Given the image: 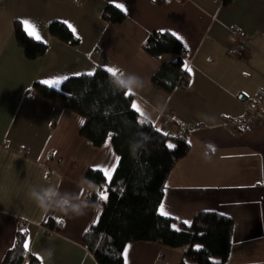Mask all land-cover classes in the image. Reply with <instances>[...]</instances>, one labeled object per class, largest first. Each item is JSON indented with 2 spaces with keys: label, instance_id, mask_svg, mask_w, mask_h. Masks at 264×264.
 Returning a JSON list of instances; mask_svg holds the SVG:
<instances>
[{
  "label": "crops",
  "instance_id": "obj_1",
  "mask_svg": "<svg viewBox=\"0 0 264 264\" xmlns=\"http://www.w3.org/2000/svg\"><path fill=\"white\" fill-rule=\"evenodd\" d=\"M235 3L0 0V82L25 76L27 91L35 81L60 80L52 86L59 88L68 77L98 67L117 69L126 81L135 78L128 85L133 103L158 128L164 129L163 116L178 126L202 125L188 133L194 147L170 174L160 214L174 219L176 229L200 211L228 215L234 230L227 264H264V121L237 131L223 123L243 116L264 90V4L246 0L232 9ZM107 4L125 18L106 21ZM15 19L36 26L39 40L48 45L42 57H24L14 38ZM52 21L67 24L78 43L50 35ZM230 27L247 35L250 51L244 58L228 52ZM157 31H170L182 42L187 88L166 93L151 83L162 64L179 58L171 53L154 57L145 50ZM14 96L0 89V264L19 230L27 232L29 245L24 264L31 255L40 264H98L82 241L102 212V206L87 202L97 186L86 171L97 169L106 177L111 170L109 182L119 155L111 145L94 147L81 136L84 118L74 111L34 92L28 96L25 89L17 100ZM125 249L127 264H180L183 259L182 251L159 242H131Z\"/></svg>",
  "mask_w": 264,
  "mask_h": 264
},
{
  "label": "trees",
  "instance_id": "obj_2",
  "mask_svg": "<svg viewBox=\"0 0 264 264\" xmlns=\"http://www.w3.org/2000/svg\"><path fill=\"white\" fill-rule=\"evenodd\" d=\"M231 1L223 0V4ZM102 16L112 22L125 18V14L111 4L105 6ZM230 28L242 32L237 27ZM13 29L27 60H35L46 53L47 43L28 35L21 20H14ZM48 32L66 43H78V38L64 22H50ZM145 50L154 57L169 53L179 55L152 74L151 83L155 87L166 93L188 87L190 73L184 66L185 49L174 33H152ZM121 81L126 80L98 67L91 74L68 77L59 88L41 81L33 83L35 94L84 118L80 135L90 140L94 147L111 145L119 155L118 166L109 182L100 170L89 168L86 171L88 181L97 186L87 202L100 203L102 212L97 223L83 234V243L98 264H124L126 245L140 241L159 242L182 251L180 264H227L232 249V217L218 211H200L190 224L176 229L174 219L160 214L169 176L191 152L190 136L188 132H180L175 120L171 128L161 130L138 115L132 107L134 96L125 94L129 92L128 85ZM174 126L178 127L176 132L172 131ZM172 143L174 147L169 148L167 145ZM100 191L107 193L105 201ZM26 236V231H17L3 264H24L28 256L23 247ZM29 264H40V261L31 255Z\"/></svg>",
  "mask_w": 264,
  "mask_h": 264
},
{
  "label": "built area",
  "instance_id": "obj_3",
  "mask_svg": "<svg viewBox=\"0 0 264 264\" xmlns=\"http://www.w3.org/2000/svg\"><path fill=\"white\" fill-rule=\"evenodd\" d=\"M228 33V52L232 57L235 58H244L250 51L246 44V35L240 32L236 28H230ZM261 121H264V90L259 91L256 98L250 102L246 113L238 119L226 118L224 119V125L230 130H240L244 128H253ZM163 127L168 129L173 126V119L168 116H163L161 120ZM202 126V125H201ZM201 126L186 127L180 126V132H194L198 130ZM1 147V145H0ZM90 199V196L87 197V200ZM28 223L24 224L26 227Z\"/></svg>",
  "mask_w": 264,
  "mask_h": 264
},
{
  "label": "rangeland",
  "instance_id": "obj_4",
  "mask_svg": "<svg viewBox=\"0 0 264 264\" xmlns=\"http://www.w3.org/2000/svg\"><path fill=\"white\" fill-rule=\"evenodd\" d=\"M246 0H236V3H235V6L234 7H232V9L234 8V9H239V6L241 7V5H242V3L243 2H245ZM252 1H254V0H252ZM220 3H221V5L223 4V0H220ZM231 14H233V11H232V13ZM230 14V15H231ZM230 28H228V33H229V30ZM13 33H14V31H13ZM14 38H15V34H14ZM15 40H16V38H15ZM17 42V41H16ZM18 44V43H17ZM19 46V45H18ZM228 47H229V45H228ZM20 48V47H19ZM219 65H225V62L223 63V62H220V63H218ZM20 76V75H19ZM27 86H26V77L25 76H23V77H17L16 79H15V77H9L8 76V78H3L2 80H1V82H0V89H2V90H4V91H9V92H12V94L13 95H15L14 97H13V100H17L18 99V97L16 96V95H20V93L21 92H23L24 91V89H25V93H27V95L28 96H30L32 93H33V85H32V88L30 87L29 89L30 90H28L27 91V88H26ZM190 141H192V137H190ZM191 144H192V147H194L193 145V142H191ZM172 145H174L173 143H172ZM194 149V148H193ZM101 192H103V191H100V193ZM102 199V198H101ZM102 201H103V199H102ZM97 205L98 206H101V204L100 203H97Z\"/></svg>",
  "mask_w": 264,
  "mask_h": 264
},
{
  "label": "snow or ice",
  "instance_id": "obj_5",
  "mask_svg": "<svg viewBox=\"0 0 264 264\" xmlns=\"http://www.w3.org/2000/svg\"><path fill=\"white\" fill-rule=\"evenodd\" d=\"M119 6V5H118ZM22 24H23V26H24V29H25V31L27 32V34L28 35H30V36H32L33 38H35V39H40V37H39V33H38V31H37V29H36V26L32 23V22H30L29 20H24V21H22ZM107 70V72L111 75V76H117L118 74V70L117 69H114V68H107L106 69ZM44 83L45 84H48L50 87H52V86H58L60 83H61V81L60 80H54V81H44ZM121 83H123V81H121ZM126 95H131L132 93L131 92H127V93H125ZM132 107H133V109L138 113V115H140V116H142L143 115V113H142V111L140 110V108L135 104V103H133L132 104ZM169 148H173L174 147V145H171V144H169V145H167ZM110 176H111V170H109L107 173H106V178H110ZM100 197L102 198V199H107L108 197H107V193L106 192H101L100 193ZM184 223H189L188 221H185ZM23 247L25 248V250H27L28 249V247H29V245H28V243L27 242H25L24 243V245H23ZM126 249H125V257H126ZM125 264H127V259L125 258Z\"/></svg>",
  "mask_w": 264,
  "mask_h": 264
},
{
  "label": "clouds",
  "instance_id": "obj_6",
  "mask_svg": "<svg viewBox=\"0 0 264 264\" xmlns=\"http://www.w3.org/2000/svg\"><path fill=\"white\" fill-rule=\"evenodd\" d=\"M134 79H135V78H132V79H130V80H128V81H123L122 84H124L125 86L130 85V84L133 82ZM51 254H52L51 251H49V255H51Z\"/></svg>",
  "mask_w": 264,
  "mask_h": 264
}]
</instances>
